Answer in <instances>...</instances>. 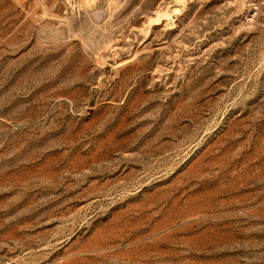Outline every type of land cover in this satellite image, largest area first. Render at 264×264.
Segmentation results:
<instances>
[{"label": "rangeland", "instance_id": "rangeland-1", "mask_svg": "<svg viewBox=\"0 0 264 264\" xmlns=\"http://www.w3.org/2000/svg\"><path fill=\"white\" fill-rule=\"evenodd\" d=\"M0 264H264V0H0Z\"/></svg>", "mask_w": 264, "mask_h": 264}]
</instances>
